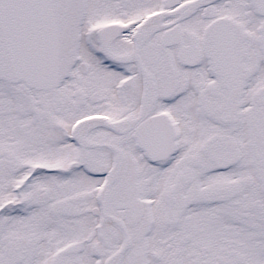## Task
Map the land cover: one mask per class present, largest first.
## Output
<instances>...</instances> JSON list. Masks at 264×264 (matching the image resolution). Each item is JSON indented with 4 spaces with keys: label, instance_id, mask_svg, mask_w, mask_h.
I'll return each instance as SVG.
<instances>
[{
    "label": "snow or ice",
    "instance_id": "1",
    "mask_svg": "<svg viewBox=\"0 0 264 264\" xmlns=\"http://www.w3.org/2000/svg\"><path fill=\"white\" fill-rule=\"evenodd\" d=\"M0 264H264V0H0Z\"/></svg>",
    "mask_w": 264,
    "mask_h": 264
}]
</instances>
